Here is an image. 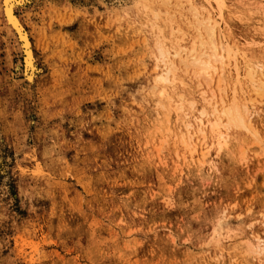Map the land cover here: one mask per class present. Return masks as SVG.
Masks as SVG:
<instances>
[{"label":"rangeland","instance_id":"obj_1","mask_svg":"<svg viewBox=\"0 0 264 264\" xmlns=\"http://www.w3.org/2000/svg\"><path fill=\"white\" fill-rule=\"evenodd\" d=\"M118 1L18 3L29 69L0 13V264H264L252 248L264 246V94L251 101L245 76L252 63L264 80V0H202L225 18L217 34L238 51L228 97L261 141L238 131L207 146L205 163L176 142L181 119L206 106L203 86L182 76L188 93L172 90L170 107L153 81L152 28H131ZM177 16L189 33L194 16Z\"/></svg>","mask_w":264,"mask_h":264},{"label":"bare ground","instance_id":"obj_2","mask_svg":"<svg viewBox=\"0 0 264 264\" xmlns=\"http://www.w3.org/2000/svg\"><path fill=\"white\" fill-rule=\"evenodd\" d=\"M27 1L1 0L0 13L16 38L23 53L25 67L29 69L33 66L32 54L29 50V35L14 12L15 7L20 5L18 3L24 2L25 4ZM127 7L130 16L128 23L131 28L136 24L140 26L141 23L146 26L150 25L152 28L148 37L151 38L154 48L152 53L155 61L153 81L161 86L159 95L168 100L167 104L171 107L174 105L173 102H176L174 93H172V90L176 88L181 90L178 98L184 102V95L188 92L181 88L184 86L182 76L203 86L206 106L198 112V116L194 117L187 113L186 121L181 119L179 126L185 128L186 131L182 130L176 136L178 146L180 145L192 158L197 157L196 161L205 163L209 154L207 146L215 145L219 149L231 134L243 131L248 136L254 137L253 143L259 144L260 148L261 141L257 136V131L252 127L248 107L237 96L229 98L227 84L224 83L223 70L238 53L237 50L225 47L221 37L217 34L220 25L226 24L225 18L221 15L219 20H213L210 15H204L202 0L199 2L197 0L118 1L119 10ZM185 12L194 16L187 24L189 33L179 29L178 20L170 19L174 14H178V19H182ZM122 16V14L121 16L116 15L114 22L120 23ZM167 22H170L171 27H176L175 32L179 36L176 38L177 44H172L170 41L173 33L171 32L169 36L166 32ZM245 76L254 88L252 92L254 96L250 100H254L255 96L262 97L264 80L258 76L252 63L247 65ZM149 95H153V92ZM187 104L193 107L192 101ZM191 129L193 131H190ZM198 141L200 148L196 151ZM214 234L216 238L221 239L220 229ZM252 248L257 253L264 251V246L260 243L254 244Z\"/></svg>","mask_w":264,"mask_h":264}]
</instances>
